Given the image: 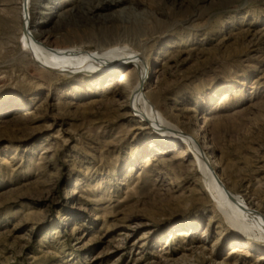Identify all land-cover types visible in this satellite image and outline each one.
Instances as JSON below:
<instances>
[{"label": "rangeland", "instance_id": "obj_1", "mask_svg": "<svg viewBox=\"0 0 264 264\" xmlns=\"http://www.w3.org/2000/svg\"><path fill=\"white\" fill-rule=\"evenodd\" d=\"M21 1L0 0V264H264L233 240L191 150L161 146L133 117L135 68L111 80L41 70L22 51ZM31 10L37 33L145 50V92H160L168 120L213 147L206 159L227 191L264 214V0H33ZM133 11L142 30L111 31Z\"/></svg>", "mask_w": 264, "mask_h": 264}, {"label": "bare ground", "instance_id": "obj_2", "mask_svg": "<svg viewBox=\"0 0 264 264\" xmlns=\"http://www.w3.org/2000/svg\"><path fill=\"white\" fill-rule=\"evenodd\" d=\"M32 2L33 0L21 1L23 12L21 17L22 51L24 54H30L32 61L37 63L41 70L57 72L67 77L91 75L106 77L104 80H111L121 67L128 64L133 66L136 71V81L131 87L128 97V102L134 107L133 117L145 120L147 126L159 132L158 135L162 137L158 140L161 142V146H172L174 141L181 142L187 148L181 153L182 156L191 150L195 158L194 164L200 168L203 175L201 178L204 182V191L211 192L225 225L236 232L237 236L233 240L242 242L241 239H243L252 249L264 252V214L260 208L251 206L237 192L227 191V186L220 182L217 173H215L216 170H214L217 159H215L213 167H210L206 159L209 157L206 150L213 147H201L199 136L190 134L179 123L173 124L171 120H168L162 109L160 99H156L157 94L160 92L155 94L145 92V84L142 83L147 81L146 71L147 66L150 65V59L146 51L127 44H109L107 41L98 45L101 48L97 46L98 49L93 50L83 46L86 38L80 30L66 32L60 37H55L47 31H38L37 33L34 30L37 25L32 18ZM88 10L87 13H89ZM79 12L85 16L83 10ZM128 15L135 19L134 22L130 25L127 24L125 27L115 23L110 26L111 31L120 33L122 29H125L124 31L127 33L133 34L144 28V25L138 21V13L133 11L129 12ZM87 31L85 32L87 33ZM130 73L132 71H127L126 74ZM119 87H122V85ZM13 100L19 103L18 99ZM213 155L214 152H212ZM217 165H220V163Z\"/></svg>", "mask_w": 264, "mask_h": 264}, {"label": "water", "instance_id": "obj_3", "mask_svg": "<svg viewBox=\"0 0 264 264\" xmlns=\"http://www.w3.org/2000/svg\"><path fill=\"white\" fill-rule=\"evenodd\" d=\"M142 84H144V82Z\"/></svg>", "mask_w": 264, "mask_h": 264}]
</instances>
